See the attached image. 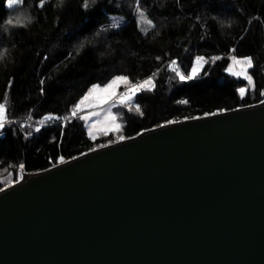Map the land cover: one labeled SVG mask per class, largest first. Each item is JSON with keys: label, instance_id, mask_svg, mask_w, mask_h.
Instances as JSON below:
<instances>
[{"label": "water", "instance_id": "1", "mask_svg": "<svg viewBox=\"0 0 264 264\" xmlns=\"http://www.w3.org/2000/svg\"><path fill=\"white\" fill-rule=\"evenodd\" d=\"M173 121L0 188V264H264V97Z\"/></svg>", "mask_w": 264, "mask_h": 264}, {"label": "trees", "instance_id": "2", "mask_svg": "<svg viewBox=\"0 0 264 264\" xmlns=\"http://www.w3.org/2000/svg\"><path fill=\"white\" fill-rule=\"evenodd\" d=\"M20 7L27 17L16 24L0 0V102L8 97L0 187L22 170L47 168L116 136L264 97V0H21ZM138 9L151 22L145 29ZM116 13L125 18L112 25ZM198 56L197 74L181 80L175 69L191 75ZM232 56L251 58V86L228 71ZM115 76L130 83L152 76L153 86L115 107L116 134L91 137L71 112L92 85ZM46 116L53 119L40 124Z\"/></svg>", "mask_w": 264, "mask_h": 264}, {"label": "snow or ice", "instance_id": "3", "mask_svg": "<svg viewBox=\"0 0 264 264\" xmlns=\"http://www.w3.org/2000/svg\"><path fill=\"white\" fill-rule=\"evenodd\" d=\"M21 0H8V6L13 7L16 4H19ZM41 3H43V0H41ZM87 6V5H85ZM8 24H13V21L9 19L7 21ZM16 24L22 23L20 19H17L15 21ZM151 23V22H149ZM214 59H219V57H215ZM232 64L229 66L228 71L232 72L234 75L240 76V75H245L246 76V70L252 66V60L249 57H243V58H237L236 56L231 57ZM173 65L176 63L175 61L171 62ZM204 63V57L198 56L196 57L195 65L192 68L191 75L189 76H184L181 75L178 69H175L176 73L178 76H180L181 80L184 79H191L193 76L197 74L199 71V68L201 65ZM238 66L239 70L238 71H233V67ZM155 73L153 74V76ZM249 82V86L252 85V78L250 76H246ZM123 82L126 84H130V87H128L127 91L123 94L119 95V103L120 104H130L133 97L140 91L142 90H149L153 86V77L149 76L148 78L144 79L143 81L135 84H131L128 77L126 76H116L114 77L108 84L104 85L102 88L100 86H93L92 89L89 90L88 93H86L81 100L75 105L73 108L71 115L75 117L77 115V111L81 108V106L88 101L93 95H95L98 92L104 93L103 98L101 99V103L104 101L111 99L113 96L117 95L116 89L119 87V84ZM11 80L9 81V85H11ZM239 93L241 96H243L246 92L245 88H240L238 89ZM264 94V92H262ZM7 92L5 93L4 96V101L0 102V127L4 126V120L6 117L7 113ZM183 102V101H182ZM135 110L137 112H140V106L136 105ZM216 113H211V115H215ZM82 119H86V117H81ZM53 117L51 116H46L43 119L39 121L40 124H45L47 121L52 120ZM108 120L115 121L116 117L109 114L107 117ZM176 121H168L167 123H175ZM113 126L116 128H119L120 126L118 124L113 123ZM39 129H37L38 131ZM89 135H91V129H89ZM119 140H124L125 137L120 136L118 137ZM105 145H101V147H104ZM58 163H63L64 159L63 157L58 158ZM20 168L23 169V165H20ZM18 182V181H17Z\"/></svg>", "mask_w": 264, "mask_h": 264}, {"label": "rangeland", "instance_id": "4", "mask_svg": "<svg viewBox=\"0 0 264 264\" xmlns=\"http://www.w3.org/2000/svg\"><path fill=\"white\" fill-rule=\"evenodd\" d=\"M20 4H21V2L19 4L14 5L13 7H9L8 6V0H6V5H7V7L9 9L11 8V10H12L11 11V15H12V18H14V19L16 18V19L22 20V19L27 17V15L24 14L25 10L20 7ZM124 18L125 17H124V15L122 13H116V14H113L111 16V20L110 21H111L112 25H119L120 23H122L124 21ZM137 19H138V23H139V25H140V27L142 29H145L146 28L145 26L147 24H149V20L147 19V17L143 13L142 9H138V11H137ZM238 70H239V68H238V66H236L235 71H238ZM143 80L137 81L135 83H139V82H141ZM109 82H107L106 84H108ZM135 83H131V84H135ZM106 84H103V85L95 84V85H92L90 87V89H92L93 86H100L102 88ZM122 84L125 85L124 88H120V86ZM128 87H130V84H125V83L121 82L119 84V87L116 89L117 95L113 96L111 99H108V100L104 101L103 103H101V99L103 98L104 93L98 92L95 95H93L88 101H86L81 106V108L77 111V115H79L81 117H86V119H84V121H85V124L87 126L88 134H89V129H91V135H90L91 137H95V136L101 135V134L106 135L108 133L116 134L118 128L114 127L113 123L119 125V119H118V115H117V113L115 111V107L118 106V105H121L119 103V95L125 93L127 91ZM89 90L86 93H88ZM109 114H111V115L116 117L114 122L107 119ZM118 137H120V136L114 137L112 140H110V142L116 140ZM106 143H109V141L106 142ZM21 173H22V171H21ZM12 182H14V181H12ZM12 182H10L8 184H4L0 188L9 185Z\"/></svg>", "mask_w": 264, "mask_h": 264}, {"label": "bare ground", "instance_id": "5", "mask_svg": "<svg viewBox=\"0 0 264 264\" xmlns=\"http://www.w3.org/2000/svg\"><path fill=\"white\" fill-rule=\"evenodd\" d=\"M47 171H50V170H46V171H43V172H35V173H31V174H29V173H24L23 175H24V176H31V175H36V174L44 173V172H47Z\"/></svg>", "mask_w": 264, "mask_h": 264}]
</instances>
